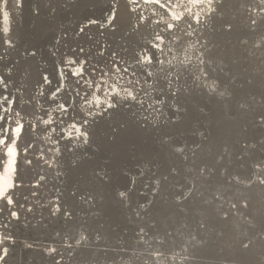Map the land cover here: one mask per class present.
I'll return each instance as SVG.
<instances>
[{
  "label": "rangeland",
  "instance_id": "1",
  "mask_svg": "<svg viewBox=\"0 0 264 264\" xmlns=\"http://www.w3.org/2000/svg\"><path fill=\"white\" fill-rule=\"evenodd\" d=\"M114 2L10 0L11 6H5L4 9L10 12L12 38L17 46L9 50L8 60L4 63L15 66L14 79L21 87H28L31 91V81L22 71L30 65L33 72L47 69L45 74H52L55 87L56 75L63 68L61 57H68L78 45L86 50L94 47L97 40H107L114 48L119 45L129 20L123 7L114 32L88 24L89 19L106 24L104 18L108 15L109 5ZM209 4L212 6L211 11H208ZM191 7L201 23L191 21L193 27L187 29L190 37H184L188 44L185 50L178 54L176 48L169 44L171 55H167L166 59L176 64V71H179L178 60L183 61L184 65L191 62L195 68L200 60L211 57L208 70L219 74L225 82V88L213 93L214 85L202 75L205 69L200 65L201 72L197 74L200 79L195 84L189 81L186 90L178 98L168 96L165 90V97L161 98L162 102L156 108L146 109L135 104L130 108L121 106L112 113L111 119L107 116L97 119L92 129L90 146L82 148L75 157L64 153L65 159L82 160L81 167L59 182L50 178L48 186L38 193L45 204L47 201L44 197L52 199L62 195L63 200L77 210L76 223L83 225L78 230L86 236L100 233L104 237L99 241H82L92 247L94 252L107 251L109 259L105 261L102 255L99 256L100 264H128V256L122 255L125 244L130 246L129 255L142 258L141 264H152L147 259V253L152 251V233L147 229L140 232L139 226L153 219L157 222L159 232L171 230L173 237L165 245L167 252L164 257H155V264H264V186L258 182V178L264 180V176H260L257 170L250 184L247 181L245 184H233L229 180L227 185L220 186L225 171L233 175H247L250 161L264 157V128L257 125L256 118L258 113L264 111V23L258 24L255 31L249 27V19L259 20L264 10L258 0H224L215 9V16V5H212L211 0ZM129 8L136 9L130 18L133 25L137 15L151 18L148 25L150 29L155 28L156 21L161 19L157 9L150 3L146 4L145 0H137ZM225 20L235 26L232 31L225 30ZM2 21L0 16V26ZM5 21L8 27L7 15ZM80 27H86V32L77 35ZM25 49L35 52V57L27 56ZM165 52L167 54L168 49ZM165 67L170 65L166 63ZM46 88L47 85L37 86L33 95L37 96L38 111L39 105H43L50 114H54L56 105H48L39 96ZM219 92H224V95H219ZM167 98L168 102L163 103ZM241 104L245 107L241 108ZM177 108H180L179 113ZM53 118H56L55 115ZM32 123L35 125V121ZM173 123L175 132H168L166 127ZM118 129H122L120 132L123 135H137L128 141L123 155H116L119 159L114 168L110 164L112 143L110 148L107 144L115 139ZM69 131L68 128L64 129L65 138ZM59 132L57 128L56 133L42 134L40 139L46 140L49 135L55 138ZM201 133L208 137L203 144ZM63 145L64 141L57 146L48 145L52 147L53 155L45 156L56 171L60 165L54 154L57 147L62 149ZM73 145L68 147L73 148ZM147 145H150V149L144 152L143 147ZM39 147L43 149L46 145L40 144ZM176 149L183 150V154H178ZM204 164L210 165L215 171L211 180L206 179V172L201 175ZM170 168H175L178 174L169 175L160 188L154 207L148 216H144V209L137 205L147 207V202L154 198L152 175H160ZM21 170L23 172V168ZM93 170L103 176L106 182L101 183ZM144 173L146 175L143 176ZM54 183H58L59 187L53 189ZM193 183L196 184L195 191L190 199L184 201L186 211H180L173 197L183 191L188 195L184 187ZM96 184L103 185L105 197L113 199L109 210L105 209L104 195L95 191ZM126 189L131 193V198L121 204L116 193ZM20 191L23 193L26 190ZM215 191H219L223 198L213 199ZM74 192L77 193L75 197L72 196ZM85 193H91L94 199L82 205L79 201ZM244 201L248 207L242 206ZM233 202L236 208L231 206ZM223 211L229 213L227 220L221 218ZM137 212L141 215H136ZM61 227L62 221L48 218L46 211H37L35 219L28 215L22 216L18 223H10L9 228L13 229L17 244L11 249L6 264H50L43 249L59 247L63 254L64 245L53 243V240L59 241L56 231ZM26 244H31L32 249H26ZM97 244L99 248L94 247ZM64 264H67L66 256Z\"/></svg>",
  "mask_w": 264,
  "mask_h": 264
},
{
  "label": "snow or ice",
  "instance_id": "2",
  "mask_svg": "<svg viewBox=\"0 0 264 264\" xmlns=\"http://www.w3.org/2000/svg\"><path fill=\"white\" fill-rule=\"evenodd\" d=\"M258 2L261 9L264 10V0H258ZM134 3H137V0H115L109 5L108 15L104 18L106 24H101L99 20H88L89 25H96L105 31L114 32L117 30L116 21L120 19L121 7H123L128 13L129 20L128 28L121 36L119 45L114 48L113 44L107 40H97L94 47L87 50L78 45L68 57H61L60 64L63 65V68L56 75L55 87H53L52 74H45L47 69H44L43 72L39 70L33 72L30 65L25 67L22 71L31 81L30 91L28 87H21L14 79L15 66L11 63H4L5 60H8L9 50L16 48L17 45L15 39L12 38L10 12L3 7H10V0H0V16L3 18L2 26H0V43H2V47H0V175H7L9 180L7 187L3 192H0V264H6L11 249L17 244L16 236L13 229L9 228V224L18 223L22 216L31 215L35 219L37 211H46L48 218L62 221V227L56 231L59 241L53 240V243L59 242L64 245L63 254L59 247L43 249L50 264H64L65 256L67 264H100L99 256L101 255L107 261L109 259L107 251L97 253L93 251L92 247L82 243V241L86 242L90 239L103 240L104 237L100 233L86 236L79 231L78 229H82L83 225L76 223L77 210L64 201L62 195L52 199L44 197V200L47 201L46 204L41 202V195H38L48 186L50 178L59 182L66 179L72 171L81 167L82 160L65 159L64 153L67 152L70 157H75L82 148L90 146L92 129L97 119L105 116L111 119L112 113L121 106L130 108L135 104L146 109L156 108L162 102L161 98L165 97V90H167L168 96L173 99L178 98L186 90L189 81L195 84L200 79V76L197 75L201 72L200 65H203L205 69L202 75L212 81L214 85L213 93H216L218 89L225 88V82L220 79L219 74L208 70L211 57H208L207 60H200L195 68L191 62L184 65L183 61L178 60L179 71H176V64L166 59L167 55H171L169 44L176 48L178 54L185 50L188 44L184 37H190L187 29L193 27L191 21H195L196 24L201 23L199 16L193 12L191 6L202 4L204 0H145L146 4H152L161 14V19L157 20L155 28L151 29L148 27L151 21L150 17L141 18L137 15L136 23L134 25L131 23L130 18L136 9H130L129 5ZM211 3L215 5L213 8V16H215V9L222 5L224 0H211ZM6 15L9 20L7 28L4 27ZM12 15L13 13H11V17ZM162 20L163 27L161 28ZM261 23H264V15L259 20L249 19V27L253 31ZM234 27L231 21L225 20L226 31H232ZM85 32L86 27H80L77 35ZM64 34L67 35V32L65 31ZM165 49H168L167 54ZM24 51L27 56L35 57L36 55L35 52L28 49ZM205 55L207 54L205 53ZM162 56L165 59H161ZM166 63L170 67H165ZM126 77L129 78L126 79ZM40 85H47L45 92L39 93V96L48 105H56L54 114H50L43 105H39L40 110L38 111L37 96L33 95V92H36L37 86ZM153 93L156 95L153 96ZM219 95H224V92H219ZM167 102L168 98L163 100V103ZM240 107L243 108L245 105L241 104ZM176 111L179 113L180 108H177ZM53 115H55V119ZM256 118L257 125L264 128V111L258 113ZM32 121H35V125ZM57 128L60 129V132L55 138L49 135L46 140L40 139L42 134L56 133ZM65 128L70 129L67 138L63 134ZM201 136V144H203L208 137L205 133H201ZM61 141H64L63 148L57 147L54 154L57 164L60 165L59 170L56 171L52 164L45 159V156L53 155L52 147L48 145L57 146ZM73 141H75L74 145ZM40 144H45L46 147L41 149ZM69 145H73V148H69ZM245 147L248 146L245 145ZM10 148L14 155V162L11 165L9 163ZM176 152L180 155L183 154L181 149H176ZM184 159L186 160L187 157ZM221 159H223L222 156ZM257 170L260 176H264V157L250 161L247 175L240 173L233 175L231 172L225 171L223 183L220 186L224 187L229 180L233 184H245V181L250 184L252 176ZM54 171L55 175L53 176ZM205 172L207 180H211L215 174L214 169L207 164L202 166L201 175L203 176ZM93 174L97 175V179L101 183L106 182L103 176L95 173V170H93ZM175 174H178L177 170L170 168L160 175H152L151 188L154 198L147 202V207L137 205L144 209V216H148L154 207L163 183L168 180L169 175ZM142 175L144 176L146 173ZM258 182L264 186V180L258 178ZM58 187V183L53 184V189ZM195 187V183L186 185L184 188L188 195H185V191H183L177 197H173L180 211H186L184 201L190 199ZM22 189L26 191L21 193ZM76 195V192L72 193L73 197ZM116 197L123 204L125 200H130L131 193L126 189L116 193ZM222 198L219 191L213 193V199ZM93 199L91 193H85L79 202L82 205H87ZM30 203L31 206L26 207ZM231 206L237 207L235 202L231 203ZM242 206L248 207L247 202L244 201ZM136 215L139 216L141 213L137 212ZM228 216V212H221L222 219L227 220ZM43 220L42 216L41 222ZM156 223V220L153 219L139 226L140 232L143 233L147 229L152 233L153 244L150 245L152 251L147 253V259L152 261V264H155V257H164L167 252L165 245L173 239L171 230L161 233L157 230ZM145 234L147 235V233ZM94 247L99 248L100 245L97 244ZM129 247L125 244L122 251V255L128 256V264H141L142 258L129 255ZM25 248L31 250L32 245L26 244ZM57 257L60 259L58 260ZM194 259L195 257L192 256V260Z\"/></svg>",
  "mask_w": 264,
  "mask_h": 264
},
{
  "label": "water",
  "instance_id": "3",
  "mask_svg": "<svg viewBox=\"0 0 264 264\" xmlns=\"http://www.w3.org/2000/svg\"><path fill=\"white\" fill-rule=\"evenodd\" d=\"M25 34V33H24ZM123 129V128H122ZM122 129H118L117 131H116V137H115V139L113 140V141H111V142H108V147L110 148V145H111V143H112V147L110 148V150L112 151V160H111V166L112 167H114V168H116V166L118 165V159L119 158H117L116 157V155L117 154H124V152H125V147H126V144L128 143V141L129 140H132V139H134V137L137 135V134H134V133H132V134H130V133H128V134H122L120 131L122 130ZM166 130L168 131V132H175V123H173V124H171V125H169V126H167L166 127ZM223 130L225 131V127L223 128ZM104 141H105V143H106V140H105V138H104ZM149 149H150V145H147V146H144L143 147V150H144V152L146 151V152H148L149 151ZM213 153H216V151H214ZM112 162H113V164H112ZM94 189H95V191L97 192V193H99V194H102V195H104V202H105V209H107V210H109V208H110V206L112 205V203H113V199L111 198V197H109V196H107V197H105V188L103 187V185H101V184H96L95 186H94ZM109 206V207H108ZM161 216V215H160ZM211 217L212 216H210V219H209V221L211 220Z\"/></svg>",
  "mask_w": 264,
  "mask_h": 264
},
{
  "label": "bare ground",
  "instance_id": "4",
  "mask_svg": "<svg viewBox=\"0 0 264 264\" xmlns=\"http://www.w3.org/2000/svg\"><path fill=\"white\" fill-rule=\"evenodd\" d=\"M5 7V6H3ZM4 27L7 28V23L6 21L4 22ZM9 154H10V165L14 162V155L12 153V149H9ZM9 183L8 176L7 175H0V192H3L4 189L7 187Z\"/></svg>",
  "mask_w": 264,
  "mask_h": 264
},
{
  "label": "clouds",
  "instance_id": "5",
  "mask_svg": "<svg viewBox=\"0 0 264 264\" xmlns=\"http://www.w3.org/2000/svg\"><path fill=\"white\" fill-rule=\"evenodd\" d=\"M212 10V6L209 4L208 11Z\"/></svg>",
  "mask_w": 264,
  "mask_h": 264
}]
</instances>
